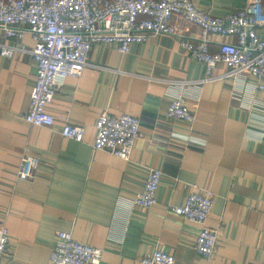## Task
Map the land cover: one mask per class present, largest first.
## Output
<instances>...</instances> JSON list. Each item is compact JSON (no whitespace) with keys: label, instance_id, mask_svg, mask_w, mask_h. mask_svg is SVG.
<instances>
[{"label":"crops","instance_id":"obj_1","mask_svg":"<svg viewBox=\"0 0 264 264\" xmlns=\"http://www.w3.org/2000/svg\"><path fill=\"white\" fill-rule=\"evenodd\" d=\"M192 1L223 17L253 0ZM173 24L185 38L199 34L179 18ZM258 33L264 40V27ZM180 40L154 36L126 55L116 46H94L80 79L58 77L61 91L49 111L84 128L83 142L65 139L59 120L52 128L26 122L36 64L26 52L0 57V224L10 236L3 264H51L59 232L102 249L101 264H139L157 250L172 253L176 264H264V92L245 75L201 82L205 68ZM221 40L212 36L216 49ZM15 45L34 47L30 36ZM225 71L220 66L215 75ZM178 97L194 112V123L167 117ZM104 112L140 120L130 162L93 150ZM27 149L41 166L35 179L20 181ZM148 168L163 173L152 209L132 204ZM194 191L215 196L207 221L217 234L211 258L195 250L199 227L169 211Z\"/></svg>","mask_w":264,"mask_h":264},{"label":"built area","instance_id":"obj_2","mask_svg":"<svg viewBox=\"0 0 264 264\" xmlns=\"http://www.w3.org/2000/svg\"><path fill=\"white\" fill-rule=\"evenodd\" d=\"M179 18L199 29L191 40L178 31L173 21ZM264 27L261 0L245 8L216 17L210 10L192 0H0V57L12 59L19 53H30L36 64V84L30 95L26 122L36 128H52L63 123L62 136L83 142L85 129L69 123L66 114L54 116L49 108L62 85L59 76L80 79L89 67L94 46H116L122 55L136 44L159 35L180 37L184 50L205 68L201 82L232 78L239 75L257 80L256 91L264 92V40L258 30ZM30 36L34 47L21 45ZM212 36L222 39L215 48ZM225 66L222 75L215 71ZM167 117L192 124L196 116L183 97L169 102ZM92 144L95 152H108L130 162L139 140L140 120L131 115L112 116L102 113L96 124ZM41 166L39 156L27 149L18 170V180L35 179ZM145 186L132 202L133 206L152 209L158 204L163 180L160 170L148 168ZM196 189V188H195ZM211 192L194 191L184 206H170L169 211L199 227L195 250L211 258L217 247V234L207 227L214 209ZM7 227L0 224V264L9 251ZM103 250L74 239L68 232L57 234L51 264H101ZM139 264H176L175 256L157 250L143 257Z\"/></svg>","mask_w":264,"mask_h":264}]
</instances>
